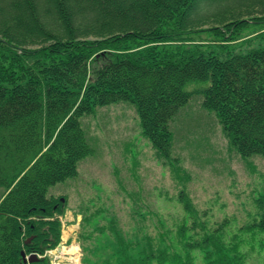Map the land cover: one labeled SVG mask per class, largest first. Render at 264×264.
<instances>
[{
    "label": "trees",
    "instance_id": "16d2710c",
    "mask_svg": "<svg viewBox=\"0 0 264 264\" xmlns=\"http://www.w3.org/2000/svg\"><path fill=\"white\" fill-rule=\"evenodd\" d=\"M256 19L264 0H0V264L59 245L65 204L49 189L77 175L89 153L82 119L97 107L134 106L177 175L170 123L193 98L244 159L264 160V41L235 53L223 44L233 33L220 31ZM207 27L218 45L195 44ZM178 199L184 216L168 232L160 224L127 240L113 218H88L81 239L110 236L101 264H197L198 252L204 264H247L244 232L254 247L264 213L232 234L229 219L213 222L185 190Z\"/></svg>",
    "mask_w": 264,
    "mask_h": 264
},
{
    "label": "rangeland",
    "instance_id": "374dc122",
    "mask_svg": "<svg viewBox=\"0 0 264 264\" xmlns=\"http://www.w3.org/2000/svg\"><path fill=\"white\" fill-rule=\"evenodd\" d=\"M259 20L237 27L238 34L231 29L233 26H222L220 31L233 33L232 41L228 36L224 38L228 51L244 52L250 43L264 41V22ZM210 28H205L209 34L201 33L195 44L202 41L205 45H218L208 41L214 38ZM134 109L129 104L112 105L84 118V127L96 144L89 140L95 153L81 164L77 177L49 191L51 196L67 198L68 212L62 218L64 237L68 233V240L72 238L69 246L76 244L79 255L83 256L79 261L66 258V264L85 261L94 264L109 257L114 248L108 234L89 241L79 240L82 218L77 213H85L95 223L101 218L107 221L113 218L127 240L148 233L155 236L161 230L160 224L166 227V232L174 228L184 216L177 200L183 187L196 207L207 211L213 222L229 219L232 234L264 213V161L260 157L245 160L235 152L216 115L206 111L200 100L193 101L172 121L178 175L157 160L151 143L141 134ZM244 233L247 240L252 238ZM245 238L243 251L249 254L247 264H264V250L259 247L264 236H257L254 247ZM62 244L66 245L65 241ZM75 251L71 246L61 253L73 255ZM198 253L197 264H204ZM48 256L53 264L60 255Z\"/></svg>",
    "mask_w": 264,
    "mask_h": 264
},
{
    "label": "bare ground",
    "instance_id": "6f19581e",
    "mask_svg": "<svg viewBox=\"0 0 264 264\" xmlns=\"http://www.w3.org/2000/svg\"><path fill=\"white\" fill-rule=\"evenodd\" d=\"M68 248H70L71 247V245L70 246H67ZM65 250V247L64 248H62L61 250H60V252H63Z\"/></svg>",
    "mask_w": 264,
    "mask_h": 264
}]
</instances>
